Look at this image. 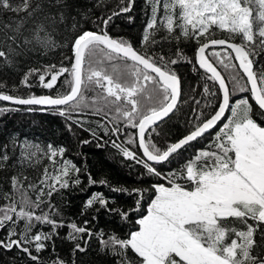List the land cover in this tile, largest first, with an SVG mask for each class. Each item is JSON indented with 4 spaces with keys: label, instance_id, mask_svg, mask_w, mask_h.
I'll return each mask as SVG.
<instances>
[{
    "label": "snow or ice",
    "instance_id": "obj_1",
    "mask_svg": "<svg viewBox=\"0 0 264 264\" xmlns=\"http://www.w3.org/2000/svg\"><path fill=\"white\" fill-rule=\"evenodd\" d=\"M134 3L118 0L109 14L92 21L95 30L84 28L71 16L69 32V0H0V14L11 13L7 22L0 21V68H14L20 57L31 53L46 55L57 48L72 53L59 67L29 68L20 81L21 86L31 88L30 78L35 77L39 87L55 90V95H11L3 90L7 85L0 83V102L12 105L0 106V116L26 106L23 110L29 113L54 111L64 117L69 132L73 124L83 128L91 123L80 118L86 115L99 117L94 122L97 128L117 139L125 129L137 130L129 131L123 143L112 140V147L133 162L129 167L138 165L145 170L141 178H162L167 186H151L154 195L146 214L136 219L138 229L126 238L112 233L104 239L103 232L98 234L102 251L114 257L115 264H264V243L256 239L259 233L264 242V62L259 59L264 54V0H145V14L150 8V15L140 40L144 52L131 40L108 31L122 14H129L131 22ZM102 6L103 0H99L96 7ZM82 17L87 20L88 14L82 13ZM161 31L165 34L157 39ZM217 32L228 38H215ZM61 35L63 39L58 40ZM181 42L196 44L193 71L204 73L203 103L196 98L199 85H189L191 95L182 98V79L173 66L192 64L193 57L179 48ZM162 43L177 45L174 59L149 52ZM61 77L63 83L57 87ZM190 102L194 106L186 120L187 134L159 146L154 140L161 135L157 129ZM218 125L222 126L206 148L197 149L179 170H158L157 166L170 164L180 150ZM85 130L94 139L98 137L94 129ZM9 144L19 148L16 163L20 166H34L43 158L49 161L38 184L29 181L25 185L28 177L14 174L8 178L11 190L0 195L4 201L0 204V231L6 230L0 237V249L23 253L30 264H67L56 251L58 229H70L66 239L74 242L73 254L87 250L78 242L85 235H96L86 227L88 221L84 226L74 221L65 224L51 202L54 194L80 185L83 175H87L89 187L99 183L110 191L137 196L134 207L127 211L109 208L114 200L103 193L94 192L85 202L86 209L119 212L124 220L141 210L149 191L112 187L106 179L96 181L86 167L65 158V147L49 143L43 148L26 137L19 140L16 133H10L8 143L0 147V170L11 159ZM125 144L138 147L142 155ZM29 191L36 193L34 200ZM45 205L48 211H43ZM57 216L61 218L55 219ZM38 225L41 230L34 231ZM43 226L50 231H43ZM49 248L55 259L46 261L41 254Z\"/></svg>",
    "mask_w": 264,
    "mask_h": 264
},
{
    "label": "trees",
    "instance_id": "obj_2",
    "mask_svg": "<svg viewBox=\"0 0 264 264\" xmlns=\"http://www.w3.org/2000/svg\"><path fill=\"white\" fill-rule=\"evenodd\" d=\"M15 2V0H14ZM99 0H69L71 5L69 9V19L66 21L68 31H71L72 19L71 16H75L76 19L86 29L95 30V25L92 23L93 20L97 19L101 15L106 16L109 14L117 5L118 0H103L104 6L96 7ZM145 0H135L133 5V11L130 13L132 20L129 21V14H122L120 17L114 19L109 25V34L114 37H124L131 40L138 51L144 52V48L140 46L141 35L144 27L150 15V8L147 9L148 15L145 14ZM82 13L88 14V19L85 20L82 17ZM11 13L0 14V21L7 22ZM64 26H61V32L63 33ZM165 33L161 31L157 35V39H160ZM215 38L227 39V35L224 32H217ZM58 40H62L63 36H57ZM236 42H239L238 40ZM179 48L183 49L184 54L188 57H193V63H180L173 66L182 79L184 96L183 99H188L191 93L188 91L189 85L197 86L196 98L203 99L200 97V93L203 91V83L201 82V75L203 70L193 71V64H195L194 53L196 49L195 42H181ZM177 45L175 43L168 44L162 43L161 45L153 46L149 48V52L155 51L156 53H163L170 59L175 58ZM217 50H220L217 47ZM72 53L68 48H57L49 51L46 55L42 53H31L27 57H20L18 64L14 68H0V83L7 85L4 91L8 94L27 97L30 94L35 95H55V90H47L38 86V79L33 77L30 78V83L33 87L27 88L20 85V81L23 78L25 72L29 68H43L44 65L53 64L57 67L60 66L61 61L65 57L71 56ZM264 62V54H261L259 58ZM65 66L70 67V64L65 62ZM198 68V65H197ZM218 70L225 76L227 73L223 72V69L218 67ZM48 79V77H46ZM63 83V77L57 82V87ZM17 90L13 91V88ZM0 106H12L10 104L0 102ZM194 106L191 102L188 105H183L180 108L179 113L171 115L170 119L166 121L157 129L161 133L159 137L154 136L155 142L159 146L164 147L166 143L176 142L187 134L189 128L186 124L187 118L192 116L191 108ZM21 111L8 113L0 116V147L5 143H8V137L10 133H16L19 140H23L25 137L30 142L39 143L41 147L51 143L53 146H63L67 149L65 152V158L72 160L77 166L84 169L86 167L87 172L91 173V176L96 181L106 179L109 185L112 187L124 186L129 191L134 188H145L149 189L144 194V200L142 208L139 212L132 213L127 220L121 218L119 212H107L105 210L96 211L95 207L85 208L86 200L91 197L94 192L103 193L105 197H110L114 200L113 203L109 204L111 209H123L127 211L133 208L137 196L135 194L129 195L128 193H116L109 190L108 186H102L99 183L89 187L87 175L82 176V183L76 187H70L69 189L62 190L56 193L51 198L52 204L59 209L62 214L65 224L75 222L79 226H84V221H88L86 225L94 234L91 238L87 235L82 240L78 241L82 247H86L85 252L77 251L75 254L72 253L74 248V242L66 239V236L70 229L63 227L58 229L59 236L54 237L56 251L61 259L67 261V264H115V258L109 253L102 251V245L98 234L104 233V239H107L108 235L115 233L122 238H126L130 231L138 229L135 221L141 215L146 214L147 206L153 198L154 193L150 190L154 183H165L167 182L162 178L144 176L141 178V173L145 170L141 166L129 167L133 164L132 161H128L118 154L117 149L112 147V140H117L118 143H123L127 139L128 132H136V129H125V132L119 136L105 135V133L97 128L94 123L99 117L86 115L80 117L91 123H85L84 127L81 128L75 124L72 125V131L69 132L66 127V121L64 117H61L57 113L50 111H34L27 112L23 109L26 106H19ZM214 110V109H213ZM206 109L205 111H213ZM230 114L227 113L226 116ZM75 118V115H74ZM226 122V118H225ZM222 125H218L210 133L206 134L203 139L193 142L190 147L185 150H180L179 155L172 159L170 164L157 166L158 170L162 173H167L172 170H179L181 166L186 162L187 159L194 156L197 149H205L211 138L215 135ZM264 126V124H262ZM94 129L98 133L97 138H93L91 132L85 129ZM102 138V139H101ZM83 141H90L89 143H83ZM126 147L136 151L139 155H142L138 147H134L131 144H125ZM9 155L11 159L8 161V166L5 170H0V195L4 192L10 191V178L12 175H23L28 177V181L33 184H38L45 166L49 165L47 158H43L39 164L34 166H20L17 164V157L19 155V148H13L9 144ZM15 164V167L12 165ZM51 170V169H50ZM19 193H16L17 199ZM28 195L35 199V192L29 191ZM4 203L0 200V204ZM43 211H48L47 205L43 207ZM83 212V214H82ZM95 217V218H94ZM59 220L61 217H54ZM251 223V221H249ZM242 227V226H238ZM41 230V226H37L34 231ZM43 231H50L49 226H43ZM6 235L5 231H0V237ZM258 243H264L260 239L259 233L256 236ZM86 242V243H85ZM35 254V253H34ZM131 255V253H130ZM42 259L49 260L55 259L51 256V248L41 254ZM14 264H30L28 258L23 254H17L16 250L4 251L0 249V264H9V261H13Z\"/></svg>",
    "mask_w": 264,
    "mask_h": 264
},
{
    "label": "water",
    "instance_id": "obj_3",
    "mask_svg": "<svg viewBox=\"0 0 264 264\" xmlns=\"http://www.w3.org/2000/svg\"><path fill=\"white\" fill-rule=\"evenodd\" d=\"M234 55V54H233ZM236 63H238V62H236ZM4 103H7V104H9V102H4ZM137 131V130H136ZM137 141H138V138H137ZM141 151V153H142V150H140Z\"/></svg>",
    "mask_w": 264,
    "mask_h": 264
}]
</instances>
